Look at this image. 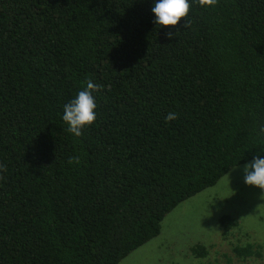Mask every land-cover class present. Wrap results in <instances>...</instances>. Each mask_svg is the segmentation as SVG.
I'll return each instance as SVG.
<instances>
[{
	"label": "trees",
	"instance_id": "1",
	"mask_svg": "<svg viewBox=\"0 0 264 264\" xmlns=\"http://www.w3.org/2000/svg\"><path fill=\"white\" fill-rule=\"evenodd\" d=\"M151 6L0 0V264H120L264 156V0H191L186 27L159 29ZM89 80L97 116L75 138L63 105Z\"/></svg>",
	"mask_w": 264,
	"mask_h": 264
},
{
	"label": "rangeland",
	"instance_id": "2",
	"mask_svg": "<svg viewBox=\"0 0 264 264\" xmlns=\"http://www.w3.org/2000/svg\"><path fill=\"white\" fill-rule=\"evenodd\" d=\"M243 167L177 206L162 221L160 234L120 264H264V196L245 185ZM222 216L237 227L224 233ZM248 244L259 256L242 258L233 251ZM194 248L206 256H195Z\"/></svg>",
	"mask_w": 264,
	"mask_h": 264
},
{
	"label": "clouds",
	"instance_id": "3",
	"mask_svg": "<svg viewBox=\"0 0 264 264\" xmlns=\"http://www.w3.org/2000/svg\"><path fill=\"white\" fill-rule=\"evenodd\" d=\"M198 2L202 7L215 4V0H198ZM190 6L191 0H152L150 12L154 17L153 24L155 27L158 26V29L161 26H175L184 17V26L186 27V17L189 14ZM98 88V85L89 80L83 90L63 105L61 119L67 125V132L75 138L81 137L83 129L92 125L96 120L97 104L93 93ZM175 118V113H169L165 117V121L169 122ZM69 163L78 165L80 163L79 156L70 157ZM243 176L245 185L259 188L261 197L264 196V156L257 154L253 156L251 163H245Z\"/></svg>",
	"mask_w": 264,
	"mask_h": 264
}]
</instances>
